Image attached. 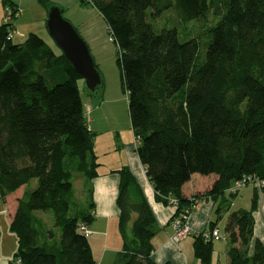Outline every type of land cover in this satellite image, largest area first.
Masks as SVG:
<instances>
[{
	"label": "trees",
	"instance_id": "trees-1",
	"mask_svg": "<svg viewBox=\"0 0 264 264\" xmlns=\"http://www.w3.org/2000/svg\"><path fill=\"white\" fill-rule=\"evenodd\" d=\"M39 1L47 10L53 6ZM80 3L96 8L118 46L137 154L157 199L165 205L178 200L173 218L192 214L202 200L219 202L208 231L217 229L220 200L234 183H264V0ZM4 5L16 13L11 1ZM171 8L183 25L201 21L204 38L190 33L182 42L176 27L157 31L150 19ZM212 13L215 22L207 25ZM13 31V23L0 25L1 197L32 180L38 185L18 200L10 230L19 247L11 264H95L89 238L79 229L93 223L95 204L90 198L86 211L74 207V174L91 181L99 168L79 87L83 79L40 36L31 33L18 44L9 39ZM103 89L92 97L96 104ZM118 174L123 250L117 264H156L154 213L131 170ZM195 174L218 178L207 192L186 198L182 188ZM257 203L254 195L250 209L228 216L229 264H264V244L256 240L252 248ZM36 212L50 213L52 228ZM203 233L195 237V258L211 264L214 241L205 242Z\"/></svg>",
	"mask_w": 264,
	"mask_h": 264
},
{
	"label": "crops",
	"instance_id": "crops-1",
	"mask_svg": "<svg viewBox=\"0 0 264 264\" xmlns=\"http://www.w3.org/2000/svg\"><path fill=\"white\" fill-rule=\"evenodd\" d=\"M9 1L18 9L19 16V11L22 9L24 0ZM73 1L74 5L76 0ZM59 7L62 8L64 13L69 9L65 4ZM3 15L4 18L2 17ZM5 17L6 7L4 0H0V25L5 23ZM42 19L41 21L46 23L47 14ZM14 28L13 41L15 42V39L21 36L24 40L17 43H24L30 33L27 36L20 33L16 24ZM85 33L86 37L92 40L89 30ZM95 63L100 73H102L100 63L96 61ZM101 75L103 77V73ZM107 88L104 82L102 100L99 104H96L94 99L89 95H87V99L83 100L85 109L90 113L88 122L89 129L95 134L94 152L98 159L99 168L97 170L98 176L91 181H87L84 175L83 178L79 177L82 186L81 197L83 207L80 208L76 204V200L74 204L75 208L84 211L88 209L90 198H92L95 204V210L92 211L94 220L88 226L90 234L87 236L95 264H111L112 259H116L114 260L116 264L119 253L123 250V240L118 227L120 210L116 202L120 183L118 171L123 167H128L136 177L156 219V235L153 239L154 250L151 256L152 260L156 264H201L195 258L194 254L193 244L195 237L208 231L211 222L217 220L216 209L219 202L215 203L208 199L200 201L188 219V225L191 231L190 235L178 244L171 242L170 238L173 234L171 220L176 212V208L172 205H165L157 199V193L147 178L145 168L137 154L139 142L135 141L136 136L133 132L132 124L125 129L127 136H124L121 134L122 131L116 120H111L110 116H108L111 111L116 112V108L118 109V107L116 106L117 99L112 98L110 93L107 92ZM107 94L108 99L106 97ZM128 129L130 136H128ZM217 178L216 175L201 176L195 174L183 186L182 193L186 198H191L196 194H203L212 187ZM35 183L36 181L32 180L5 198L1 197L0 190V264H11L18 251L19 241L17 236L10 230V226L16 212L18 200L24 196L27 190L35 189ZM230 190L220 200V206H222L223 210L216 228L219 230L221 239H217L219 242L217 246H215L217 241H214L211 264H229V238L225 232L228 216L233 211L250 209L254 195H257L258 203L257 209L253 214L254 229L252 248L256 240L264 244V192L254 183L245 185L236 191L233 197H230ZM226 200L227 202H225ZM36 216L42 219V215L36 213ZM46 227L50 229V227ZM55 232L58 231L55 230ZM223 237L225 238V244L222 243ZM216 250L219 255H216Z\"/></svg>",
	"mask_w": 264,
	"mask_h": 264
},
{
	"label": "rangeland",
	"instance_id": "rangeland-1",
	"mask_svg": "<svg viewBox=\"0 0 264 264\" xmlns=\"http://www.w3.org/2000/svg\"><path fill=\"white\" fill-rule=\"evenodd\" d=\"M53 5L61 6L65 4L67 9L65 13L63 12V16L66 20H68L78 31L80 36L87 43L90 53L95 59L96 62L100 63L101 72L103 73L104 82L107 85L108 93L112 96V98L117 99L116 101V112H110L108 116H110L111 120H116L118 126L121 129V134L127 136L125 133V129L130 127L131 119L128 114V99L125 89L123 87V81L121 76V69L118 63V59L120 57V53L118 50V46L110 40V33L108 31V26L105 20L100 16L97 12L96 8L93 5H83L80 3V0H76L73 5V0H49ZM78 2V3H77ZM20 15L12 20L14 25H17L20 33L27 36L29 33H34L40 36L57 54H60V50L57 48L55 42L52 40L48 33V29L46 23H43L44 15H48V10L44 4H42L39 0H24L22 5V9H20ZM177 13L175 8H171L164 13V15L160 19H150V23L154 25L157 31L162 30L163 28H174L176 27L179 31L180 40L185 42L192 38L190 33H193V36L200 35L204 38V30L206 28H202L200 30L199 26L202 25L199 20H192L187 23V25H183L179 18L176 16ZM4 18V15L2 16ZM216 15L213 13L208 19L207 25H211L215 22ZM3 20V19H2ZM47 21V19H46ZM176 25V26H175ZM89 30V34L92 40L86 37V33ZM24 39L19 36L15 39V42H21ZM88 40V41H87ZM203 48L201 47V50ZM101 73V74H102ZM79 87L81 90L82 99H87V91L85 90V82L80 81ZM107 99L108 94H107ZM86 118L89 121L90 113L85 109ZM128 136H130V132L128 129ZM137 142V140L135 139ZM84 176L80 173H75L73 177L74 188L77 192L76 194V204L82 208L83 200H82V186L80 178ZM35 188L38 185L37 180H35ZM39 215H42V221L45 224V227L48 226L52 228L54 225L52 215L50 213L44 212H36ZM224 224V223H223ZM52 225V226H51ZM221 239V237H220ZM217 241V240H216ZM223 242H225V238L223 237ZM219 242L215 244L217 246ZM216 255L218 251L216 250ZM213 256V255H212ZM112 259L111 264L114 263ZM115 264V263H114ZM117 264V263H116ZM217 264V263H214Z\"/></svg>",
	"mask_w": 264,
	"mask_h": 264
},
{
	"label": "water",
	"instance_id": "water-1",
	"mask_svg": "<svg viewBox=\"0 0 264 264\" xmlns=\"http://www.w3.org/2000/svg\"><path fill=\"white\" fill-rule=\"evenodd\" d=\"M46 26L57 48L85 82L88 95L94 97L104 81L85 40L64 18L62 8L57 5L48 9Z\"/></svg>",
	"mask_w": 264,
	"mask_h": 264
},
{
	"label": "built area",
	"instance_id": "built-area-1",
	"mask_svg": "<svg viewBox=\"0 0 264 264\" xmlns=\"http://www.w3.org/2000/svg\"><path fill=\"white\" fill-rule=\"evenodd\" d=\"M87 1H90V0H87ZM17 12H18V9H17L16 13ZM16 13H15L14 9L6 8L5 22L11 23L12 20L15 19ZM17 16H18V14H17ZM13 37H14V32H11L9 35V39L13 40ZM110 40L114 42V39L112 37H110ZM247 181H250V183L256 184L261 189H262V187H264V183H261L259 181H255L253 179H248V180H243V181L234 183V185L232 186L230 191L232 193H235L236 191L243 188L246 185ZM169 201H170V205H172L173 207H175L177 209L178 200L171 197ZM197 206H198V204L195 203L193 205V209H196ZM190 215H191V213H189V211H187L186 213H183L179 216H176L171 220V227L173 229V234L170 238L171 242L178 244L190 235L191 231H190V227L188 225V219H189ZM79 229L82 233H84L87 236L90 234L88 227L85 225H81ZM203 238H204L205 242H210V241H215L217 239H220L219 230L214 229L213 231H206L203 233ZM15 264H18V263H15Z\"/></svg>",
	"mask_w": 264,
	"mask_h": 264
}]
</instances>
